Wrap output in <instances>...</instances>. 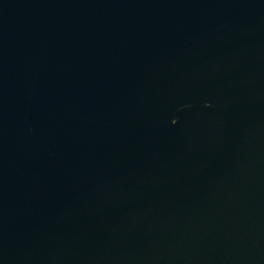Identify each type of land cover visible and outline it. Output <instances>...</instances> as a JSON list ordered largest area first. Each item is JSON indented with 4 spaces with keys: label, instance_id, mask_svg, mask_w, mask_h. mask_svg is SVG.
<instances>
[{
    "label": "water",
    "instance_id": "95a60500",
    "mask_svg": "<svg viewBox=\"0 0 264 264\" xmlns=\"http://www.w3.org/2000/svg\"><path fill=\"white\" fill-rule=\"evenodd\" d=\"M0 264H264V0H0Z\"/></svg>",
    "mask_w": 264,
    "mask_h": 264
}]
</instances>
